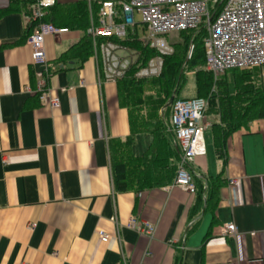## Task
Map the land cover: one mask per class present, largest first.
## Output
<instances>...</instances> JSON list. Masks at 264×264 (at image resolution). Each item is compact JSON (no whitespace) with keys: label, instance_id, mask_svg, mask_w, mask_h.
<instances>
[{"label":"crops","instance_id":"obj_1","mask_svg":"<svg viewBox=\"0 0 264 264\" xmlns=\"http://www.w3.org/2000/svg\"><path fill=\"white\" fill-rule=\"evenodd\" d=\"M78 2L90 23L95 9L86 0L56 5ZM8 6L0 0V12ZM26 15L20 2L0 15V264H264V119L227 137L226 162L215 155L210 126L205 155L189 166L194 195L172 181L116 192L109 144L130 135L120 83L98 76L92 54L83 62L64 57L85 35L68 30L44 40L46 88L59 106L41 104ZM152 142L136 135L132 155L143 156ZM220 174L210 211L204 198ZM131 219L155 226L153 237L128 228ZM229 223L235 236L222 234Z\"/></svg>","mask_w":264,"mask_h":264},{"label":"built area","instance_id":"obj_2","mask_svg":"<svg viewBox=\"0 0 264 264\" xmlns=\"http://www.w3.org/2000/svg\"><path fill=\"white\" fill-rule=\"evenodd\" d=\"M27 8L29 29L26 44L36 68L41 104L58 108L59 100L46 88L50 71L44 51L49 36L66 34L68 29L48 22V12L57 0H19ZM91 12L85 35L92 43V55L100 59L98 76L118 83L128 76L147 80L160 75L163 57L172 54L167 36L203 30L205 70L216 79L231 71L262 68L264 71V0H86ZM138 16L140 22L135 20ZM141 42L156 55L146 65L137 64L138 53L128 42ZM192 50V47H191ZM190 50V52H191ZM190 55V54H189ZM135 68V70H134ZM98 72V68H97ZM170 127L179 159L171 188L190 195L197 192L189 166L205 155L204 133L210 128L206 102L200 98H174L169 106ZM230 183H234L231 181ZM128 228L152 238L155 226L131 219ZM224 236H235L232 223L223 227ZM106 243L104 232L97 233Z\"/></svg>","mask_w":264,"mask_h":264},{"label":"trees","instance_id":"obj_3","mask_svg":"<svg viewBox=\"0 0 264 264\" xmlns=\"http://www.w3.org/2000/svg\"><path fill=\"white\" fill-rule=\"evenodd\" d=\"M8 1L7 10L0 12V15L17 10L20 1ZM46 20L56 27L70 31H86L89 26L88 12L83 2L55 5L48 12ZM180 36L181 42L171 45L172 54L163 57L162 71L158 77L137 80L128 76L118 82L120 102L128 111L130 135L124 142L109 144L112 186L116 192H142L165 186L173 181L179 150L171 132L170 116L169 119L166 117V113L168 110L171 112V108L167 107L163 113L160 110L169 98L172 96L177 98L186 79L184 70L187 65L193 69L195 76L196 96L193 98L201 99L202 96L210 95L209 102L216 104L217 121L211 124V130L215 155L219 160L226 162L225 141L230 134L245 127L251 121L264 119V86L260 85L254 89L249 71L242 70L241 74L232 75L236 95H230L226 82H215L211 73L202 70L204 31L201 29ZM188 38L192 41L189 42ZM128 45L137 51L139 66L146 65L156 55L154 50L139 41L128 42ZM190 46L192 50L188 59ZM91 52L90 39L84 35L64 54V57L83 62L91 56ZM214 83H216V94L211 95L210 88ZM254 94L258 95L257 98L253 97ZM139 134L151 135L153 142L146 154L135 157L131 153V148L135 136ZM214 181L204 198L205 208L210 211L215 208L218 189L225 180L220 174Z\"/></svg>","mask_w":264,"mask_h":264},{"label":"rangeland","instance_id":"obj_4","mask_svg":"<svg viewBox=\"0 0 264 264\" xmlns=\"http://www.w3.org/2000/svg\"><path fill=\"white\" fill-rule=\"evenodd\" d=\"M135 20L137 22H140V19H139L138 16H135ZM188 39H190L189 42L192 41L191 38H188ZM165 40H167L168 44L171 46L173 43L181 42V36L179 34H173V35L167 36V38H165ZM189 51H190V49H189ZM189 51H188V56H187L188 59L191 56V55H189V54H191V52H189ZM172 52H173V50H172ZM202 70H205L204 65L202 66ZM247 71H249L250 74H251V78H252L253 84H254L253 85L254 89L257 88L260 85L264 86V71H263L262 68L250 69V70H247ZM239 72L238 71L237 72H227V73H225L223 75L217 76L216 79H214V76L212 74L211 75H212L213 80L215 82H219V81L226 82V85L228 86L229 94L232 95V96H235L236 95V91H235V87H234V84H233L232 75L241 74V72L240 73ZM184 73H185L184 77L186 79H185V82L183 84L182 89L178 92L176 97L180 98V99L181 98H187V99L193 98V97L196 96V93H195V87H196L195 86V76H194V73H193V69H190L188 67V65H187V67L184 70ZM210 90H211L210 91L211 95H215L216 94V83H214V85L212 84ZM257 96H258L257 94L253 95L254 98H257ZM209 97H210V95H208V97L207 96H204V97L202 96L201 99H203L206 102V119H207V121H209L210 124H212L213 122L217 121V116H216V113H215L216 104H213V103L209 102ZM169 100H170V98L165 103V105L169 102ZM164 110H163V112H164ZM169 116H170V110H168V112L166 113V117L168 118ZM210 135H211V131L210 130H207L204 133L205 145H207L209 143L208 141H209V136Z\"/></svg>","mask_w":264,"mask_h":264},{"label":"water","instance_id":"obj_5","mask_svg":"<svg viewBox=\"0 0 264 264\" xmlns=\"http://www.w3.org/2000/svg\"><path fill=\"white\" fill-rule=\"evenodd\" d=\"M190 50H191V46H190ZM173 99H174V97L172 96L170 98L169 102L166 105H164V107L162 108L161 113H163V110L166 109L167 107H169L172 104Z\"/></svg>","mask_w":264,"mask_h":264}]
</instances>
